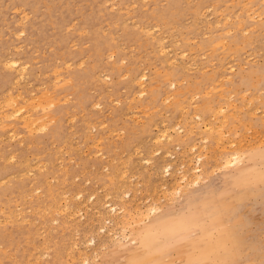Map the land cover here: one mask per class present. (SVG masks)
<instances>
[{
	"label": "rangeland",
	"instance_id": "374dc122",
	"mask_svg": "<svg viewBox=\"0 0 264 264\" xmlns=\"http://www.w3.org/2000/svg\"><path fill=\"white\" fill-rule=\"evenodd\" d=\"M144 1L0 0V118L16 111L12 95L49 120L45 131H30L23 115L0 127V264H128L141 246L133 221L150 223L142 214L155 204L176 221L187 191L203 188L206 202L228 210L218 227L231 221L241 239L233 264H264V181L244 188L238 178L264 167V0ZM227 17L237 23L228 26ZM168 47L188 57L171 63ZM7 60L25 65L24 81ZM207 104L212 113L203 112ZM234 149L246 153L244 165L223 168L222 155ZM197 155L199 187L180 182L183 196L168 192L181 172L195 178ZM239 192L248 194L241 202ZM197 234L192 226L172 237L163 249L175 257L163 264H184L179 247Z\"/></svg>",
	"mask_w": 264,
	"mask_h": 264
},
{
	"label": "bare ground",
	"instance_id": "6f19581e",
	"mask_svg": "<svg viewBox=\"0 0 264 264\" xmlns=\"http://www.w3.org/2000/svg\"><path fill=\"white\" fill-rule=\"evenodd\" d=\"M146 1V0H145ZM144 1V2H145ZM190 1V0H189ZM239 2L240 3H242L243 2V0H239ZM133 6H135V5H133ZM131 7V6H130ZM174 7L171 5V7H170V9L169 10H172ZM202 11H204V10H202ZM208 11H209V9H208ZM223 11V10H222ZM249 12H251V9L249 10ZM202 13V12H201ZM255 14V13H254ZM228 18V17H227ZM253 18V17H252ZM256 18V17H255ZM255 18H253V19H255ZM258 18H261L259 15L257 16V19ZM261 19H259V20H257V22H259ZM227 23V25L228 26H231V25H234V24H236L237 22L236 21H232L231 20V18H228L227 19V21H226ZM219 25V23L217 24V26ZM137 26V25H136ZM255 27V26H254ZM148 29V28H147ZM154 29V28H153ZM148 30H150V29H148ZM148 30H147V32H148ZM159 30V29H158ZM233 31V30H232ZM231 30L229 31L230 33L232 32ZM247 31V30H246ZM248 32V31H247ZM246 32V33H247ZM22 33H24L25 34V31L23 30L22 31ZM20 35V34H19ZM17 36H18V34H17ZM21 36V35H20ZM209 36V35H208ZM223 38V42H228V41H226L227 39L226 38H228V37H222ZM160 42H162V40L160 41ZM208 42H210V43H207V44H211V43H213L214 41H208ZM222 42V43H223ZM164 43V42H163ZM225 43V44H226ZM178 44V43H177ZM166 46V45H165ZM205 46H207V45H205ZM167 47V46H166ZM170 47H168V51L166 52V48H164V52H166V54H167V56H169V57H172V60H176L175 62H171V63H178V61H180V60H182V59H184V57H188L187 56V54L184 52L183 53V55H181L180 57L181 58H179L177 55H175L174 54V52H173V50H171V49H169ZM133 49V48H132ZM114 53V52H113ZM163 53V52H162ZM232 57V56H231ZM232 59V58H231ZM8 61V60H7ZM21 62V61H20ZM123 63V62H122ZM214 63V62H213ZM8 66H9V68L10 67H15L16 69H18V71L16 72V73H18V77L21 79L20 81H24V79H26V67H25V65L24 66H22V65H20L17 61H12V60H9L7 63H6ZM168 64H169V62H168ZM4 65H5V63H4ZM192 65V64H191ZM194 65H196V64H194ZM7 66V67H8ZM186 66V65H185ZM189 67V66H188ZM195 68L197 67V65L196 66H194ZM233 68V67H232ZM61 70V69H60ZM57 72L59 71V70H56ZM18 77H16L17 79L16 80H18L19 78ZM28 77V76H27ZM138 79H139V77H138ZM140 79L144 82L145 80H147V77H146V75H143L142 77H140ZM231 79V78H230ZM70 80V79H69ZM262 80L264 81V76H262ZM15 81V80H14ZM13 81V82H14ZM26 81V80H25ZM140 81V80H139ZM18 82V81H17ZM137 82V81H136ZM15 83H16V81H15ZM176 86V83L175 82H173L172 83V87H174V86ZM144 86V85H143ZM142 87V86H141ZM9 94H10V92H8ZM32 93V92H31ZM48 93V92H47ZM46 93V94H47ZM45 94V93H44ZM45 94V95H46ZM146 94V90H143L142 91V94H140L141 95V97L142 96H144ZM4 95V94H3ZM18 95H19V92H18ZM45 95H43V97H45ZM48 95V94H47ZM22 96V95H21ZM10 97V96H9ZM14 97V96H13ZM40 97V96H39ZM38 97V98H39ZM43 97H41V100L43 99ZM50 97V96H49ZM18 98H20V96L18 97ZM17 97L16 98H12V95H11V101H9V105H10V107H16V111L15 112H13L14 114L13 115H11V116H7V117H5V118H3V119H1L0 118V127L1 128H3L4 127V124H5V122H7V121H11V120H14V119H17V117H19V116H25L24 117V119H22L23 121H24V125L25 126H27L29 129H30V131H33L35 128L37 129V127H38V129H39V127L41 128V130H43V131H45L48 127V125L46 124V120H48V118L47 117H45V116H47V115H44V116H42V115H40V113H38V114H33V112L31 111V110H29L28 108H27V106L26 105H24L25 104V102H26V100H24V98H23V100H24V102L22 103V102H19L17 99H18ZM37 98V97H36ZM36 98H35V101H39V100H36ZM166 98V97H165ZM258 98V97H257ZM230 99V98H229ZM259 100V99H258ZM34 101V99L32 98V101L31 102H35ZM53 101V100H52ZM250 102H253V101H251V99H250ZM52 105L54 104V103H56V102H50ZM49 103V104H50ZM190 103V102H189ZM207 103H208V101H207ZM262 103H264V100L262 101ZM6 104H7V102H6ZM46 104V103H45ZM48 104V103H47ZM5 105V104H4ZM8 105V106H9ZM51 105V106H52ZM98 105H100V104H98ZM98 105H96V106H98ZM246 105V104H245ZM2 106V105H1ZM101 106V105H100ZM248 106V105H247ZM28 107H30V106H28ZM38 106H36V107H32L33 108V110L35 109V108H37ZM246 107V106H245ZM244 107V108H245ZM2 109H3V107H1ZM39 108V107H38ZM37 108V109H38ZM225 108V107H224ZM187 109V108H186ZM4 110V109H3ZM219 110L221 111V112H223L224 114L226 113V109H223V108H219ZM36 111V110H35ZM216 111H218V110H216ZM219 111V112H220ZM32 112V113H31ZM203 112L204 113H209V112H213V109L211 108V106L209 105V104H207L204 108H203ZM255 112V111H254ZM11 113H12V111H11ZM250 113V112H249ZM6 114V113H5ZM10 114V113H9ZM219 114V113H218ZM251 114V113H250ZM4 115V114H3ZM232 115V114H231ZM255 115V114H254ZM4 116H6V115H4ZM23 116H22V118H23ZM49 116V115H48ZM197 116V117H196ZM195 116V118L196 119H200V120H202V118H201V116H199V115H196ZM239 116V115H238ZM21 118V117H20ZM56 119V118H55ZM18 120V119H17ZM19 120H21V119H19ZM52 120H54V119H52ZM51 120V121H52ZM192 120V119H191ZM210 120V119H209ZM212 120H213V118H212ZM223 120V119H222ZM224 120H227V119H225L224 118ZM50 121V122H51ZM48 123H49V120L47 121ZM166 124V123H165ZM160 125H162V124H160ZM179 125V124H178ZM12 126V125H11ZM193 126V125H192ZM208 126H210V125H208ZM224 126H226V125H224ZM179 127V126H178ZM178 127H176V128H178ZM221 127H223V125H221ZM161 128V127H160ZM170 128H172V127H169V126H164V129H163V131L162 132H160V133H163V136L165 137V139H166V136H172L171 134H169V130H170ZM175 128V127H174ZM175 128V129H176ZM15 129V128H14ZM210 129V128H209ZM221 129V128H220ZM162 130V129H161ZM177 130V129H176ZM182 131V127H180V129H179V132H181ZM231 130H233V128L231 129ZM39 131H40V129H39ZM178 131V130H177ZM221 131V130H220ZM12 132V133H11ZM11 132H9L10 133V135H11V138L14 140L15 138H16V133L14 132V131H11ZM36 132V131H35ZM249 133V132H248ZM247 133V134H248ZM7 134V133H6ZM258 134V133H257ZM157 135V134H156ZM160 135V134H159ZM228 135V134H227ZM227 135H225V136H227ZM260 135V134H259ZM264 135V134H263ZM4 136H6V135H4ZM162 136V135H161ZM255 136V135H254ZM155 137V136H154ZM158 136H156V138H157ZM169 137H167V139L169 138ZM256 137V136H255ZM259 137V136H258ZM261 137H263V136H261ZM260 137V138H261ZM9 138V137H8ZM25 138V137H24ZM171 139H172V137H170ZM170 138L168 139V140H170ZM159 139V138H158ZM261 139H263V138H261ZM260 139V140H261ZM155 140V139H154ZM160 140V139H159ZM217 140V139H216ZM242 139H240V141H241ZM203 141V140H202ZM218 141H220V139L218 140ZM222 141V140H221ZM22 142V141H21ZM242 142V141H241ZM240 142V143H241ZM100 143V142H99ZM203 143V142H202ZM221 143V142H220ZM260 142H258V144H259ZM142 144V143H141ZM238 144V143H237ZM261 144V143H260ZM259 144V145H260ZM240 145V144H239ZM243 144L241 143V146H242ZM249 145V144H248ZM262 145V144H261ZM141 146V145H140ZM195 145H193V147H194ZM204 146H206V145H204ZM203 146V147H204ZM231 146L232 147H236L237 148V146L234 144V143H231ZM241 146H238V147H241ZM255 146V145H254ZM198 147V146H197ZM192 148V147H191ZM190 148V149H191ZM205 148V147H204ZM231 148V147H230ZM242 148V147H241ZM78 149V148H77ZM192 149H196V148H192ZM216 149V148H215ZM139 150H140V148H139ZM198 150V149H197ZM205 150V149H204ZM206 150H208V149H206ZM235 150V149H234ZM81 152V151H80ZM138 152V151H137ZM159 152V151H158ZM158 152H157V154H158ZM160 153V152H159ZM186 153V152H185ZM152 154V153H151ZM150 154V155H151ZM193 154V153H192ZM186 155V154H185ZM223 156V162L221 163V164H223V168H232V167H234V166H236V165H244V162H245V159H246V153H242V151L240 152V151H238V149L237 150H235L234 152H230L229 154H227V155H222ZM222 156H220V157H222ZM190 157V156H189ZM194 157V156H193ZM196 157V156H195ZM206 157V156H205ZM191 158V157H190ZM202 158H204V157H202L201 155H197V158H196V160H197V166H195V168L194 169H192L193 170V174L192 175H195V178L193 179V180H189V178H190V176L188 177V175H187V173H185V171L184 172H181L182 174H181V178H180V180H178L177 179V181L179 182V184L177 183V185H180V186H178V187H176V186H174V187H176V188H172L171 189V191L170 190H168V189H166L165 188V190L167 191L168 190V192H171L172 194H177V195H181V196H183L184 195V189H186L187 187H195V188H197V187H199V185L201 184V182L203 181L202 179H203V177H204V175H203V168H202ZM148 159V158H147ZM182 159V158H181ZM183 161V160H182ZM181 162V161H180ZM218 163V162H217ZM27 164V163H26ZM44 165H46V164H44ZM126 165V164H125ZM166 165V164H165ZM161 167V166H160ZM164 167V166H163ZM162 168V167H161ZM181 168V167H180ZM218 168V167H217ZM125 169V168H124ZM158 169H159V167H158ZM166 169H167V173H170V171H171V166L170 165H168L167 167H166ZM120 170V169H119ZM122 170V169H121ZM183 171V170H182ZM242 171H245V170H242ZM126 172H128L127 170H126ZM166 172V171H165ZM155 173H157V172H155ZM242 173L243 172H241L239 175H238V178H240V183H239V185H241L242 187H244V188H246L248 185H250L251 183H255V182H262V181H264V167H263V169L261 170V171H259V173H258V175H256V176H254L252 179H249V180H244L243 179V175H242ZM122 174V173H121ZM173 173H171V175H172ZM126 175H127V173H126ZM164 175V174H163ZM191 175V174H190ZM120 177V176H119ZM121 177H125V176H122L121 175ZM193 178V177H192ZM191 178V179H192ZM126 179V178H125ZM164 180V179H163ZM48 181V180H47ZM132 181V180H131ZM3 182V181H2ZM113 182V181H112ZM128 182V181H127ZM135 182V181H134ZM162 182V181H161ZM165 182V181H164ZM180 182H182L183 184H185L184 186H186V188H184L183 186H181V184H180ZM4 183V182H3ZM160 183V182H159ZM166 184V183H165ZM182 184V185H183ZM50 185V184H49ZM126 185V184H125ZM131 185H133V184H131ZM163 185V184H162ZM96 186V185H95ZM121 186H123L122 184H121ZM119 187V186H118ZM108 188V187H107ZM122 188V187H121ZM162 188V187H161ZM164 188V187H163ZM102 189V188H101ZM104 189V188H103ZM158 189V188H157ZM206 188H203V190H199V189H190L189 191H187L188 192V194H186L185 195V206L183 207V212H185V214L183 213L180 217H178L177 218V220H180V219H183L184 221H185V224H186V227H185V229H184V231H186L189 227H195V229L197 230V232H198V234H197V236L193 239V240H189V241H185L184 242V245H182V247H179V253L178 254H180V255H177L178 256V258L179 257H185V261H184V264H189V262L191 261V259L193 258V256L195 255V253H197V252H199L204 258H206L207 260H209L210 262H212V264H233L234 263V261H235V259L239 256V248H240V244H241V239H240V237H239V235H238V233H237V231H236V229L235 228H233V226H232V223H231V221H228L227 223H228V225L225 227V228H219L218 227V225H217V223H219V224H223V219H224V217L226 216V214H227V212H228V210L224 207V206H222V205H218V204H212V203H208V202H206L204 199L208 196V195H202V196H200L199 194L200 193H202V191H204ZM65 191V190H64ZM139 191H140V189H139ZM163 191V190H162ZM186 191V190H185ZM99 192V191H98ZM109 192V191H108ZM120 192V191H119ZM148 192V191H147ZM146 192V193H147ZM161 192V191H160ZM105 193V192H104ZM118 193V192H117ZM124 193V192H123ZM77 194H78V192H77ZM82 194V193H81ZM77 195V198L78 199H81L82 198V195ZM125 194H126V192H125ZM149 194V193H148ZM58 195V194H57ZM76 195V194H75ZM90 195V194H89ZM93 195H96L95 193L93 194ZM127 195H129V193L127 194ZM139 195V194H138ZM165 195V194H164ZM171 195V194H170ZM105 196H107L106 194H105ZM125 196V195H124ZM139 196H141V195H139ZM248 196V194L246 193V192H239V193H236L235 194V199H236V201L237 202H241L242 200H244L246 197ZM76 197V196H75ZM74 197V198H75ZM93 197V199H95L94 197H96V196H92ZM100 197V196H99ZM121 197V196H120ZM123 197V196H122ZM128 197V196H127ZM145 197H146V195H145ZM70 198V197H69ZM128 198H130V197H128ZM138 198V197H137ZM152 198V197H151ZM166 198V197H165ZM78 199H76V200H78ZM91 200H92V198H90ZM90 199H89V201H90ZM103 199H105V198H103ZM118 199V198H117ZM141 199V198H140ZM149 199V198H148ZM82 200V199H81ZM116 200V199H115ZM124 200V199H123ZM139 200V199H138ZM161 200V199H160ZM159 200V201H160ZM64 201V200H63ZM86 201V200H85ZM107 201V200H106ZM112 201H113V198H112ZM111 201V202H112ZM145 201V200H144ZM148 201V200H147ZM57 202V201H56ZM60 202V201H59ZM77 202V201H76ZM82 202H83V200H82ZM101 202V201H100ZM139 202V201H138ZM142 202V201H141ZM140 202V203H141ZM154 202V201H153ZM156 202H158V201H156ZM68 202L66 201V204H67ZM91 203H93V201H91ZM90 203V204H91ZM102 203V202H101ZM126 203V202H125ZM130 203H132V202H130ZM144 203V202H143ZM148 203V202H147ZM183 203V202H182ZM64 204H65V202H64ZM65 204V205H66ZM82 204V203H81ZM145 204V203H144ZM45 205V204H44ZM55 205V204H54ZM76 205V204H75ZM79 205V204H78ZM98 205V204H97ZM107 204H104V206H106ZM47 206V205H46ZM64 206V205H63ZM84 205H82V207H83ZM94 206H96V205H94ZM141 206V205H140ZM19 207V206H18ZM67 207L68 206H66V208L65 207H60L59 206V208H63V210L65 209L66 211H67ZM71 207H73V206H71ZM70 207V208H71ZM80 207V206H79ZM89 207H91L92 208V206L90 205V206H88V208ZM106 207H109L110 208V210H108V211H110L111 213L112 212H116L117 211V206H113V205H111V204H108ZM105 207V208H106ZM146 207V206H145ZM50 208H51V206H50ZM58 208V207H57ZM77 208V207H76ZM87 208V207H86ZM90 208V209H91ZM137 208V207H136ZM18 209V208H17ZM68 209H69V207H68ZM89 209V210H90ZM121 209V208H120ZM123 209V208H122ZM160 209H161V207L160 206H158V205H152L151 207L149 206V211H148V209H147V211L148 212H146L145 214L143 213H140V214H142V216H143V218H146V220H150V222H152V221H155V220H159V219H161L162 217H163V215L164 214H158L159 212H160ZM231 209L232 210H234V208L233 207H231ZM58 210V209H57ZM60 210H62V209H60ZM72 210V209H71ZM80 210V209H79ZM83 210V209H82ZM139 210V209H138ZM141 210V209H140ZM70 211V210H69ZM97 211H98V209H97ZM107 211V210H106ZM123 211H125V210H123ZM63 212V211H62ZM85 212V211H84ZM93 212V211H92ZM95 212V211H94ZM104 212V211H103ZM51 213V212H50ZM72 213H73V211H72ZM76 213H78V215H79V212H76ZM81 213V212H80ZM100 213V212H99ZM107 213V212H106ZM125 213V212H124ZM164 213V212H163ZM42 214V213H41ZM46 214V213H45ZM56 214V213H55ZM70 214V213H69ZM73 214H75V213H73ZM92 214V213H91ZM151 214H157L156 216H155V218L153 219V218H150L151 217ZM19 215H20V218H18V219H21V216L23 217V214L22 213H19ZM66 215H67V213H66ZM77 215V214H76ZM110 215V214H109ZM139 215V214H138ZM68 216V215H67ZM96 216V215H95ZM103 216V215H102ZM82 217V216H81ZM104 217V216H103ZM111 217V216H110ZM124 217V216H123ZM140 217V216H139ZM16 218V217H15ZM84 217H82V219H83ZM99 218V217H98ZM138 218V217H137ZM79 219H80V217H79ZM87 219H88V217H87ZM104 219V218H103ZM241 219V218H240ZM3 220V219H2ZM24 220V219H23ZM28 220V219H27ZM26 219H25V222L27 221ZM55 220V219H54ZM67 220V219H66ZM74 220V219H73ZM97 220V219H96ZM117 220H119V219H117ZM145 220V221H146ZM30 221H31V219H30ZM63 221V220H62ZM90 221H92V220H90ZM108 221V220H107ZM107 221H105V223L107 222ZM2 222H4L5 223V221L3 220ZM20 223H22V221L20 220L19 221ZM29 222V221H28ZM27 222V223H28ZM35 222V221H34ZM34 222H32V223H34ZM87 222V221H86ZM85 222V223H86ZM95 222V221H94ZM110 222H112L111 220H110ZM109 222V223H110ZM135 222V223H134ZM1 223V222H0ZM7 223V222H6ZM24 223V222H23ZM50 223H51V221H50ZM96 223V222H95ZM97 223H100L99 221L97 222ZM119 223V222H118ZM133 223L134 224H136V225H140V226H142L141 228H140V230H139V234H140V236H141V246H140V251H139V254H138V256H135V257H133L129 262H128V264H163V262L162 261H166V258H168V257H175V256H173L172 254H171V251L172 250H167V251H165L164 249L162 250V251H159V252H151L150 250H148L147 248H145V246H144V243H143V225H145L146 223L143 221V219H141V220H138V221H136V219H135V221H133ZM226 223V224H227ZM87 224V223H86ZM112 224V223H111ZM131 223L130 222H127L125 225H130ZM43 225V224H42ZM99 225V224H98ZM103 225H106V224H103ZM196 226H199V228H197ZM225 226V225H224ZM46 227V226H45ZM91 227V226H90ZM111 228V227H110ZM123 228V227H122ZM215 228H219L218 230H217V234H216V236H214L213 235V230L215 229ZM100 229V228H99ZM104 229V228H103ZM99 231H103L102 229H100ZM104 232V231H103ZM183 232V231H182ZM181 233V232H180ZM109 234H112V233H109ZM194 234H196V233H194ZM177 235H179V233L177 234ZM177 235H175V236H177ZM114 236V235H113ZM118 236V235H117ZM92 237V236H91ZM84 238V237H83ZM171 239V238H170ZM170 239L169 240H167V241H165L164 242V244H166V243H170ZM91 240H93V238H91L90 239V241L89 242H91ZM177 240V239H176ZM79 241H80V239H79ZM78 241V242H79ZM87 241V240H86ZM94 241V240H93ZM92 241V243H94ZM111 241V240H110ZM113 241H114V239H113ZM88 242V243H89ZM95 242H96V240H95ZM112 242V241H111ZM118 242H120L119 240H118ZM82 243V242H81ZM115 243V242H114ZM130 243V242H129ZM47 244V243H46ZM96 244V243H95ZM34 245V244H33ZM74 245V244H73ZM78 245V244H77ZM84 245H86V244H84ZM79 247V246H78ZM166 247H168V246H166ZM165 247V248H166ZM1 248V247H0ZM176 248H178V246H176L174 249H176ZM27 249V248H26ZM73 249V248H72ZM78 249V248H77ZM173 249V250H174ZM50 250V249H49ZM79 250V249H78ZM183 251V254H181V252ZM79 253V252H78ZM79 255H80V253H79ZM12 256V255H11ZM10 256V257H11ZM12 257H15V256H12ZM32 257V256H31ZM30 256H29V258H31ZM82 257V256H81ZM33 258H35V257H33ZM75 258V257H74ZM28 259V258H27ZM165 259V260H164ZM180 259H182V258H180ZM73 260H75V259H73ZM175 260V259H174ZM35 261V260H34ZM83 261V260H82ZM87 263H88V260L86 259L85 260ZM28 262V264H29V259L28 260H26V262L25 263H27ZM179 262V261H178ZM37 263V262H36ZM85 263V262H84ZM175 262H171V264H174ZM177 263V262H176ZM20 264V263H19Z\"/></svg>",
	"mask_w": 264,
	"mask_h": 264
},
{
	"label": "clouds",
	"instance_id": "9594fccd",
	"mask_svg": "<svg viewBox=\"0 0 264 264\" xmlns=\"http://www.w3.org/2000/svg\"><path fill=\"white\" fill-rule=\"evenodd\" d=\"M185 227L183 219L172 221L169 218H162L147 223L143 226L144 246L151 252L162 251L165 247L164 242L184 231ZM189 264H212V262L197 252Z\"/></svg>",
	"mask_w": 264,
	"mask_h": 264
}]
</instances>
